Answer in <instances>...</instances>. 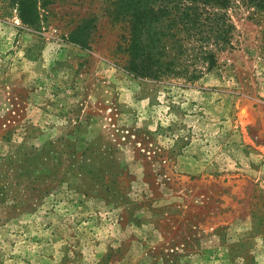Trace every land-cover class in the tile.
I'll return each mask as SVG.
<instances>
[{"label":"rangeland","instance_id":"rangeland-1","mask_svg":"<svg viewBox=\"0 0 264 264\" xmlns=\"http://www.w3.org/2000/svg\"><path fill=\"white\" fill-rule=\"evenodd\" d=\"M42 6L0 0V264H264V12L233 1L215 66L155 80L101 0Z\"/></svg>","mask_w":264,"mask_h":264},{"label":"trees","instance_id":"trees-1","mask_svg":"<svg viewBox=\"0 0 264 264\" xmlns=\"http://www.w3.org/2000/svg\"><path fill=\"white\" fill-rule=\"evenodd\" d=\"M14 1L20 19L32 22L38 7L51 0ZM101 1L106 20L118 24L121 41L117 48L126 56L123 67L137 77L198 78L215 66L217 52L230 45L235 28L227 12L235 0ZM242 1L264 12V0ZM96 21L95 14H83L64 37L88 46Z\"/></svg>","mask_w":264,"mask_h":264}]
</instances>
